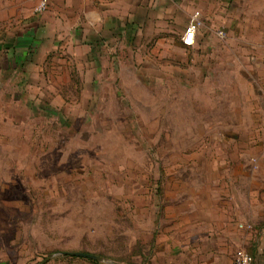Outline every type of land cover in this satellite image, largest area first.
I'll return each mask as SVG.
<instances>
[{
    "label": "rangeland",
    "instance_id": "obj_1",
    "mask_svg": "<svg viewBox=\"0 0 264 264\" xmlns=\"http://www.w3.org/2000/svg\"><path fill=\"white\" fill-rule=\"evenodd\" d=\"M175 2L192 48L0 56V264H264V0Z\"/></svg>",
    "mask_w": 264,
    "mask_h": 264
},
{
    "label": "crops",
    "instance_id": "obj_2",
    "mask_svg": "<svg viewBox=\"0 0 264 264\" xmlns=\"http://www.w3.org/2000/svg\"><path fill=\"white\" fill-rule=\"evenodd\" d=\"M40 1L0 0V56L11 59V65L16 68L23 65L24 60L47 55L68 42L71 48L96 49L95 41L108 35L109 40L114 38L127 43L144 25L149 26V33L157 36L170 33L181 39L188 24L183 26V23L193 14L190 2L179 9L176 0H47L45 12L37 13ZM238 220L239 216L235 218V243ZM228 228L224 226L223 232H229ZM213 239L214 242L219 240ZM195 260L177 264H232ZM253 264H260L258 255L253 258Z\"/></svg>",
    "mask_w": 264,
    "mask_h": 264
},
{
    "label": "built area",
    "instance_id": "obj_3",
    "mask_svg": "<svg viewBox=\"0 0 264 264\" xmlns=\"http://www.w3.org/2000/svg\"><path fill=\"white\" fill-rule=\"evenodd\" d=\"M47 9V0H41L37 6V13H42ZM201 26L200 13L194 12L184 30V34L181 38L182 44L186 48H192L194 46L196 34ZM232 264H253V258L250 254L241 252L232 262Z\"/></svg>",
    "mask_w": 264,
    "mask_h": 264
}]
</instances>
